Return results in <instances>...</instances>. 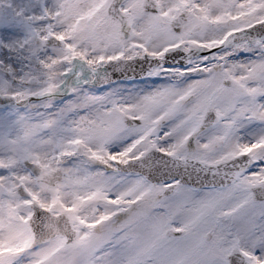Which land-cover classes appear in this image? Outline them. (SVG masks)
<instances>
[{"label": "snow or ice", "instance_id": "snow-or-ice-1", "mask_svg": "<svg viewBox=\"0 0 264 264\" xmlns=\"http://www.w3.org/2000/svg\"><path fill=\"white\" fill-rule=\"evenodd\" d=\"M0 264H264V0H0Z\"/></svg>", "mask_w": 264, "mask_h": 264}]
</instances>
